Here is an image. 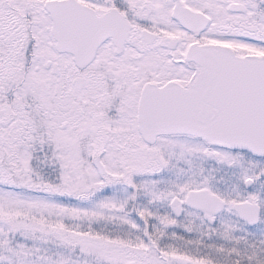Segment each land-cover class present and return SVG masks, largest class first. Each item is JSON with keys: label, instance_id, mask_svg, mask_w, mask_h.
<instances>
[{"label": "snow or ice", "instance_id": "6c2138e0", "mask_svg": "<svg viewBox=\"0 0 264 264\" xmlns=\"http://www.w3.org/2000/svg\"><path fill=\"white\" fill-rule=\"evenodd\" d=\"M0 264H264V0H0Z\"/></svg>", "mask_w": 264, "mask_h": 264}]
</instances>
